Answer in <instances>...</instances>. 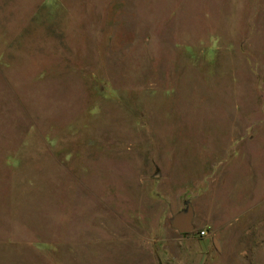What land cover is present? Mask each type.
Segmentation results:
<instances>
[{
	"label": "rangeland",
	"instance_id": "obj_1",
	"mask_svg": "<svg viewBox=\"0 0 264 264\" xmlns=\"http://www.w3.org/2000/svg\"><path fill=\"white\" fill-rule=\"evenodd\" d=\"M0 264H264V0H0Z\"/></svg>",
	"mask_w": 264,
	"mask_h": 264
},
{
	"label": "water",
	"instance_id": "obj_2",
	"mask_svg": "<svg viewBox=\"0 0 264 264\" xmlns=\"http://www.w3.org/2000/svg\"><path fill=\"white\" fill-rule=\"evenodd\" d=\"M195 212L191 204L187 208L174 215L172 227L180 234H190L194 231Z\"/></svg>",
	"mask_w": 264,
	"mask_h": 264
},
{
	"label": "built area",
	"instance_id": "obj_3",
	"mask_svg": "<svg viewBox=\"0 0 264 264\" xmlns=\"http://www.w3.org/2000/svg\"><path fill=\"white\" fill-rule=\"evenodd\" d=\"M203 234L205 235V232Z\"/></svg>",
	"mask_w": 264,
	"mask_h": 264
}]
</instances>
